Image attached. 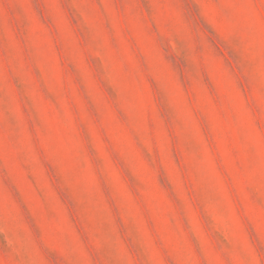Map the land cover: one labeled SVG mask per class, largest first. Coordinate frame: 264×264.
<instances>
[{"label": "rangeland", "instance_id": "374dc122", "mask_svg": "<svg viewBox=\"0 0 264 264\" xmlns=\"http://www.w3.org/2000/svg\"><path fill=\"white\" fill-rule=\"evenodd\" d=\"M0 264H264V0H0Z\"/></svg>", "mask_w": 264, "mask_h": 264}]
</instances>
